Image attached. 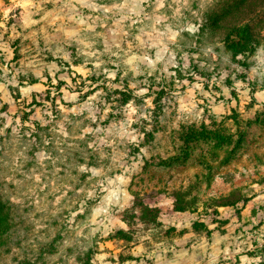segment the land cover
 <instances>
[{
  "label": "rangeland",
  "instance_id": "374dc122",
  "mask_svg": "<svg viewBox=\"0 0 264 264\" xmlns=\"http://www.w3.org/2000/svg\"><path fill=\"white\" fill-rule=\"evenodd\" d=\"M218 1L0 0V264H264V31Z\"/></svg>",
  "mask_w": 264,
  "mask_h": 264
},
{
  "label": "trees",
  "instance_id": "16d2710c",
  "mask_svg": "<svg viewBox=\"0 0 264 264\" xmlns=\"http://www.w3.org/2000/svg\"><path fill=\"white\" fill-rule=\"evenodd\" d=\"M200 30L207 29L219 31L224 35V45L226 49L234 55H243L251 52L258 46L264 31V0H219L206 16L205 22L200 25ZM124 99L121 103L127 104L129 98L127 94L120 92ZM218 141V140H216ZM178 203V201H177ZM176 209L182 211L185 208ZM14 229V222L11 218V209L7 202L0 198V258L10 253L9 234ZM61 236H56L48 244L42 247L38 258L32 262L25 258V264H39L45 261V257L57 252V242ZM79 264H94L91 252L83 254L78 258Z\"/></svg>",
  "mask_w": 264,
  "mask_h": 264
}]
</instances>
